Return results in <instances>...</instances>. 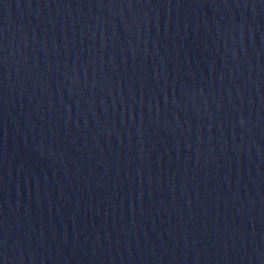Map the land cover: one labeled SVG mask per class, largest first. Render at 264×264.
<instances>
[{
    "label": "water",
    "instance_id": "95a60500",
    "mask_svg": "<svg viewBox=\"0 0 264 264\" xmlns=\"http://www.w3.org/2000/svg\"><path fill=\"white\" fill-rule=\"evenodd\" d=\"M0 264H264V0H0Z\"/></svg>",
    "mask_w": 264,
    "mask_h": 264
}]
</instances>
